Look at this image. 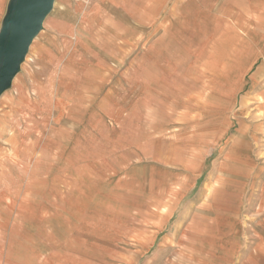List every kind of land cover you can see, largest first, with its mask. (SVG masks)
<instances>
[{
	"label": "crops",
	"instance_id": "crops-1",
	"mask_svg": "<svg viewBox=\"0 0 264 264\" xmlns=\"http://www.w3.org/2000/svg\"><path fill=\"white\" fill-rule=\"evenodd\" d=\"M107 1L127 125L0 112V264H264V0Z\"/></svg>",
	"mask_w": 264,
	"mask_h": 264
},
{
	"label": "rangeland",
	"instance_id": "rangeland-1",
	"mask_svg": "<svg viewBox=\"0 0 264 264\" xmlns=\"http://www.w3.org/2000/svg\"><path fill=\"white\" fill-rule=\"evenodd\" d=\"M115 15L123 17L107 0H57L11 88L0 98V112L32 102L41 130L37 139H43L45 128L50 130L51 153L63 134L61 122L69 144L84 139L90 124L127 125V75L138 71L139 63H127V52L113 50L115 25L126 22L109 18ZM137 79L133 91H138Z\"/></svg>",
	"mask_w": 264,
	"mask_h": 264
},
{
	"label": "water",
	"instance_id": "water-1",
	"mask_svg": "<svg viewBox=\"0 0 264 264\" xmlns=\"http://www.w3.org/2000/svg\"><path fill=\"white\" fill-rule=\"evenodd\" d=\"M56 1H10L0 29V98L11 88Z\"/></svg>",
	"mask_w": 264,
	"mask_h": 264
}]
</instances>
